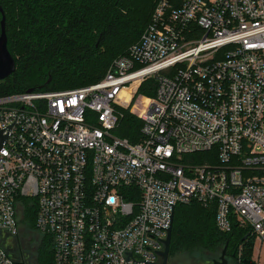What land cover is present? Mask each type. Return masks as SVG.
<instances>
[{"label":"built area","instance_id":"2783aa9c","mask_svg":"<svg viewBox=\"0 0 264 264\" xmlns=\"http://www.w3.org/2000/svg\"><path fill=\"white\" fill-rule=\"evenodd\" d=\"M151 78L132 141L119 107ZM0 131V264H26L9 249L26 199L54 264L159 263L193 201L264 244V0H158L101 80L1 95Z\"/></svg>","mask_w":264,"mask_h":264},{"label":"trees","instance_id":"16d2710c","mask_svg":"<svg viewBox=\"0 0 264 264\" xmlns=\"http://www.w3.org/2000/svg\"><path fill=\"white\" fill-rule=\"evenodd\" d=\"M158 0H0L7 17L8 47L16 71L0 81V96L33 89L60 90L101 80L116 57L137 43ZM2 15L0 13V21ZM1 31V29H0ZM139 93L155 94V78ZM119 134L134 141L141 120L125 112ZM18 222L36 226L35 203L20 204ZM40 264H54L53 240L41 233ZM233 248L235 259H252L255 238L233 226L221 232L215 211L197 201L176 208L171 253L201 254ZM51 256H53L51 258ZM264 264V263H263Z\"/></svg>","mask_w":264,"mask_h":264},{"label":"rangeland","instance_id":"374dc122","mask_svg":"<svg viewBox=\"0 0 264 264\" xmlns=\"http://www.w3.org/2000/svg\"><path fill=\"white\" fill-rule=\"evenodd\" d=\"M104 77V76H103ZM102 77V78H103ZM100 78V79H102ZM151 96L146 93H138L135 100L133 101L131 108L120 106L119 109L123 113V119H125V112L129 111V114H141L151 101ZM41 231L36 226L31 227L30 224L26 226L24 223L19 222L18 234L12 237L9 245L10 252L17 259H24L26 264H40L38 261L39 249L38 243L41 237ZM231 253L233 248L230 250ZM53 256H51L52 258ZM229 264H239L238 260L229 256ZM252 260L256 264L264 263V244L260 241H256L253 250ZM44 264V263H43ZM47 264V263H45ZM52 264V263H51Z\"/></svg>","mask_w":264,"mask_h":264},{"label":"water","instance_id":"95a60500","mask_svg":"<svg viewBox=\"0 0 264 264\" xmlns=\"http://www.w3.org/2000/svg\"><path fill=\"white\" fill-rule=\"evenodd\" d=\"M0 13L2 15L0 21V81L10 77L16 71V60L11 54L8 47V34H7V17L3 7L0 5ZM33 90V88L29 89V91ZM7 135H3L0 131V149L3 146L4 141L6 140ZM173 223H174V214L172 215L171 226L168 228L167 238L164 239L165 247L162 251H159L162 260L165 261L168 258L170 252L172 231H173ZM246 264H256L252 259L245 260ZM152 264H160L158 262ZM213 264H229V260L226 257V249L222 251L219 260H215Z\"/></svg>","mask_w":264,"mask_h":264},{"label":"flooded vegetation","instance_id":"af4514ba","mask_svg":"<svg viewBox=\"0 0 264 264\" xmlns=\"http://www.w3.org/2000/svg\"><path fill=\"white\" fill-rule=\"evenodd\" d=\"M224 249H226V257L228 258L229 256L235 257L236 254L231 253L229 251L228 246H226ZM223 249V250H224ZM222 250V251H223ZM222 252L218 254V252H207L205 256H202L201 254H187V253H171L169 252L168 258L165 261V264H213L215 260H219ZM229 260V258H228ZM160 264L164 263L162 258L160 259Z\"/></svg>","mask_w":264,"mask_h":264}]
</instances>
